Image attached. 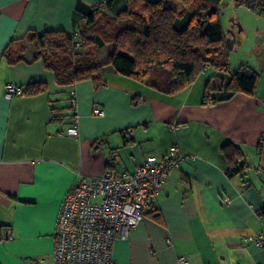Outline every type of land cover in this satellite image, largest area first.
Returning a JSON list of instances; mask_svg holds the SVG:
<instances>
[{
    "label": "crops",
    "instance_id": "0c3cea01",
    "mask_svg": "<svg viewBox=\"0 0 264 264\" xmlns=\"http://www.w3.org/2000/svg\"><path fill=\"white\" fill-rule=\"evenodd\" d=\"M104 1L0 0V220L12 232L0 243V264H55L57 217L80 176L131 172L173 145L190 158L172 171L154 204L161 219L147 213L127 238L119 236L117 261L264 264V247L253 240L264 230V62L254 94L227 89L229 74L212 65L174 94L165 91L169 78L166 87L149 76L141 83L112 65L105 66L106 84L100 87L92 80L59 85L43 60L34 59L25 33H73ZM127 2L112 0L105 11L117 16ZM106 45L102 62L115 46ZM9 48L25 58L11 63ZM215 77L221 84L208 87ZM33 82L46 83L47 90L5 97L8 83ZM73 90L78 136L67 133L75 122ZM226 142L246 154L245 167L233 177L227 173ZM226 196L231 202H224Z\"/></svg>",
    "mask_w": 264,
    "mask_h": 264
},
{
    "label": "trees",
    "instance_id": "16d2710c",
    "mask_svg": "<svg viewBox=\"0 0 264 264\" xmlns=\"http://www.w3.org/2000/svg\"><path fill=\"white\" fill-rule=\"evenodd\" d=\"M112 0L96 5L86 22L74 36L65 30L43 33L26 32L34 46V59H42L46 68L56 75L59 85H71L92 80L96 87L106 84L105 66L128 78L147 83L153 67L170 69L167 93L174 94L191 86L209 65L228 73L227 89L254 94L260 72L239 68L232 71L225 58L227 32L222 19L223 0H128L117 16H110L105 6ZM183 3L181 10L176 3ZM238 5L255 8L258 0H237ZM115 44L106 62L98 57V50ZM7 50L11 63L25 57ZM210 86V81L208 87ZM47 90L44 82H33L25 87L26 95ZM229 160L227 173L233 177L245 167L242 148L226 142L223 146ZM160 220L155 208L149 213ZM6 225L0 220V243Z\"/></svg>",
    "mask_w": 264,
    "mask_h": 264
},
{
    "label": "built area",
    "instance_id": "2783aa9c",
    "mask_svg": "<svg viewBox=\"0 0 264 264\" xmlns=\"http://www.w3.org/2000/svg\"><path fill=\"white\" fill-rule=\"evenodd\" d=\"M72 34L77 36L78 32ZM24 90L21 84L8 83L5 97L11 100ZM77 101L73 90L69 103L75 122L67 130L71 136L79 135ZM95 113L104 115V110L97 108ZM189 158L173 145L164 155L147 156L131 172L118 176L111 173L97 177L81 175L65 195L57 217L54 263L122 264L114 254L117 238H127L144 216L152 212L172 171ZM224 202H231V198L226 196ZM11 235L10 229L4 230L3 238H11ZM253 240L263 248L264 230Z\"/></svg>",
    "mask_w": 264,
    "mask_h": 264
},
{
    "label": "rangeland",
    "instance_id": "374dc122",
    "mask_svg": "<svg viewBox=\"0 0 264 264\" xmlns=\"http://www.w3.org/2000/svg\"><path fill=\"white\" fill-rule=\"evenodd\" d=\"M183 6L181 2L176 3L179 10ZM221 7V19L225 31L233 38V42H228L224 47V55L232 71L239 68L246 71L261 70L263 62L260 59L264 57V0H258L255 8L244 4L238 5L237 0H223ZM108 50L110 45L99 50V59L104 58ZM169 75V68L156 66L151 69L149 81L160 87H166ZM210 82L211 86L221 84V78L215 77Z\"/></svg>",
    "mask_w": 264,
    "mask_h": 264
},
{
    "label": "flooded vegetation",
    "instance_id": "af4514ba",
    "mask_svg": "<svg viewBox=\"0 0 264 264\" xmlns=\"http://www.w3.org/2000/svg\"><path fill=\"white\" fill-rule=\"evenodd\" d=\"M227 38L229 39V43L230 42H233V38H232V36L230 35V34H228L227 33ZM261 58V57H260ZM260 60H262V62H264V57H263V59H260Z\"/></svg>",
    "mask_w": 264,
    "mask_h": 264
},
{
    "label": "water",
    "instance_id": "95a60500",
    "mask_svg": "<svg viewBox=\"0 0 264 264\" xmlns=\"http://www.w3.org/2000/svg\"><path fill=\"white\" fill-rule=\"evenodd\" d=\"M229 42V39L227 38V43ZM263 70V69H262Z\"/></svg>",
    "mask_w": 264,
    "mask_h": 264
}]
</instances>
